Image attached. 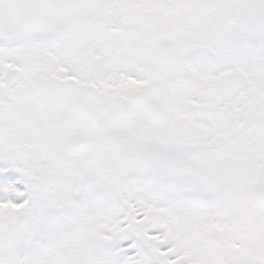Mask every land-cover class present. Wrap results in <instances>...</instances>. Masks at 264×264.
I'll return each mask as SVG.
<instances>
[{
	"label": "snow or ice",
	"instance_id": "6c2138e0",
	"mask_svg": "<svg viewBox=\"0 0 264 264\" xmlns=\"http://www.w3.org/2000/svg\"><path fill=\"white\" fill-rule=\"evenodd\" d=\"M0 264H264V0H0Z\"/></svg>",
	"mask_w": 264,
	"mask_h": 264
}]
</instances>
